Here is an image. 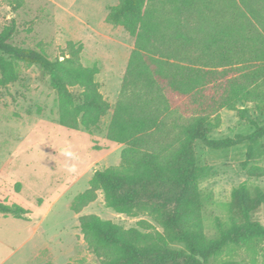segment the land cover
Returning <instances> with one entry per match:
<instances>
[{"label": "trees", "instance_id": "1", "mask_svg": "<svg viewBox=\"0 0 264 264\" xmlns=\"http://www.w3.org/2000/svg\"><path fill=\"white\" fill-rule=\"evenodd\" d=\"M105 21L133 39L107 126V138L124 148L119 165L95 171L70 209L79 213L101 192L116 213L155 215L163 233L83 215L78 222L88 249L99 264H205L229 244L264 240V227L250 219L264 194L250 198L245 183L232 191V225L216 240L204 237L193 152L194 141L210 148L232 144L208 138L223 109L241 117L240 108L250 103L264 117V0H117ZM14 30L11 23L0 31V87L17 81L19 63L37 66L55 93L58 124L96 128L110 105L95 81L98 67L80 62L82 45L68 42L51 60L14 45ZM262 135L264 127L249 138ZM0 213L24 219L27 211L0 203ZM173 242L187 254L170 249Z\"/></svg>", "mask_w": 264, "mask_h": 264}, {"label": "rangeland", "instance_id": "2", "mask_svg": "<svg viewBox=\"0 0 264 264\" xmlns=\"http://www.w3.org/2000/svg\"><path fill=\"white\" fill-rule=\"evenodd\" d=\"M116 4L117 0H0V31L13 23L14 45L42 51L54 60L66 52L68 42L81 44L80 62L98 67L95 81L110 105L96 128L69 130L57 122L55 93L39 67L19 63L17 81L0 87V203L27 211L24 219L0 213V264H99L79 228L83 215H96L124 229L163 233L155 215L116 213L105 206L101 192L79 213L70 209L95 171L119 165L124 148L107 138L133 48L132 37L122 27L105 21ZM240 109L241 117L221 110L219 126L208 133V138L229 139L231 145L210 148L193 142L207 240L218 239L220 231L232 225V191L241 183L250 198L264 194V176H252L264 170V135L249 138L264 127V117L250 103ZM250 219L264 227V204ZM169 248L187 254L181 243ZM205 264H264V240L229 244Z\"/></svg>", "mask_w": 264, "mask_h": 264}]
</instances>
